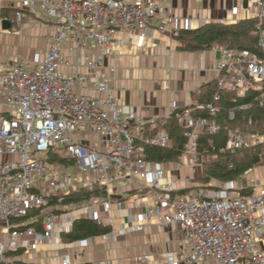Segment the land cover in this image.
Instances as JSON below:
<instances>
[{
  "label": "built area",
  "instance_id": "built-area-1",
  "mask_svg": "<svg viewBox=\"0 0 264 264\" xmlns=\"http://www.w3.org/2000/svg\"><path fill=\"white\" fill-rule=\"evenodd\" d=\"M32 6L56 23V34L45 53L0 73L5 107L0 114V158H9L0 160V264H28L23 255L60 242L77 220L105 225L93 210L98 201L72 212L58 211V206L83 190L98 189L105 197L103 209L110 212V200L122 181L140 183L152 198L149 205L132 202L130 214L140 206L148 220L159 226L176 224L185 235L188 252L169 254L154 264H264L259 247L264 239V184L255 178L245 188L229 181L181 193L187 188L177 187L165 163L146 154L147 146L171 148L169 133L153 120L137 118L134 107L122 104L111 88L116 69L105 60L119 56L127 44L117 39L118 33L136 29L146 40L153 25L171 20V12L152 0L23 1V7ZM250 9L248 19L257 21L255 34L264 52V0H254ZM2 18L0 12V22ZM189 24L194 29L193 21ZM69 44L84 58L86 72L62 70L68 65L64 51ZM216 53L213 100H190L166 119L178 120L187 140L183 155L194 162L200 138L222 130L217 118L225 110L224 95L230 96V128L224 145L212 150L236 154L264 147V131L254 123L257 107L264 117V57L223 46ZM85 88L97 95L75 92ZM52 155L68 162V168L51 164ZM259 159L263 165V155ZM60 170L63 176L56 179ZM122 230L140 232L143 226ZM61 264L72 263L65 257Z\"/></svg>",
  "mask_w": 264,
  "mask_h": 264
},
{
  "label": "crops",
  "instance_id": "crops-1",
  "mask_svg": "<svg viewBox=\"0 0 264 264\" xmlns=\"http://www.w3.org/2000/svg\"><path fill=\"white\" fill-rule=\"evenodd\" d=\"M24 0H0V73L11 66L30 62L36 53H45L56 34V23L48 19L38 7H23ZM44 0H35L41 3ZM171 12V20L159 22L147 31V39L136 29L120 32L117 39L127 40L119 56L108 58L105 64L113 66L116 74L110 79L115 97L124 105L134 107L135 115L143 121L153 120L164 127L174 109L185 107L190 100L209 85L215 84L213 67L217 59L216 47L208 50L185 51L180 47L178 34L207 23L234 24L248 19L254 0H152ZM247 1V7L244 2ZM20 13V20L17 17ZM11 23L5 29L2 22ZM62 67L66 73L86 72L84 58L69 44L64 51ZM78 94L97 95L89 88L75 89ZM5 107L0 98V114ZM135 131L138 132L136 129ZM147 133H145L146 135ZM9 160V158H0ZM178 188L189 187V177L182 180L184 169L164 162ZM191 174V173H190ZM188 174V176H190ZM249 176V175H248ZM250 178L244 177L241 188L255 179L264 184V166H258ZM124 183V186H121ZM118 185V187H117ZM116 185L111 198V211L103 209L98 201L93 210L111 231L76 241L48 242L36 252L23 255L28 264H61L68 257L72 264H154L164 262L169 254L188 252L185 235L176 224L159 226L144 215L142 203H151L149 189L135 181H122ZM132 202L138 208L129 210ZM121 204V206H119ZM143 226L140 232H123L122 227ZM264 249V239L259 243ZM148 257V261L144 260ZM177 264H185L178 262Z\"/></svg>",
  "mask_w": 264,
  "mask_h": 264
},
{
  "label": "trees",
  "instance_id": "trees-1",
  "mask_svg": "<svg viewBox=\"0 0 264 264\" xmlns=\"http://www.w3.org/2000/svg\"><path fill=\"white\" fill-rule=\"evenodd\" d=\"M256 23L257 22L254 19H245L234 24L207 23L199 28L180 32L178 34V40L181 49L185 51L208 50L223 46L249 50L257 56L264 57V52L259 48L258 38L255 34ZM216 93V86L211 84L198 95L196 102H211ZM228 97L230 96L224 95V98L226 99L221 104L225 110L222 115L217 118L218 123L222 125V130L215 137L204 135L199 141V154L201 153L205 156H211L214 159L211 163L206 165L204 170L203 179L206 181L215 179L223 182H235L238 179L243 178L245 173L251 168L260 165L259 155H263L264 157V147L248 151H239L236 154H221L218 151L212 150V147L219 148L224 145L227 138L228 129L230 128V121L226 119L227 107L229 105ZM255 111V126H258L261 131H264L263 112L258 109V107ZM197 115L203 117L207 116L205 112H199ZM178 123L177 119L171 117L164 127L158 126V128L167 130L173 141V145L171 148L147 146L146 154L149 160L164 163L171 162L174 159L183 156L187 140L184 136V130L180 128ZM254 128L259 129L257 127ZM151 133L153 132H150V134ZM60 162L66 163V161L62 159H60ZM209 186L211 185L209 184L199 187ZM199 187H189L181 191V193ZM101 196H104L101 190H83L70 198L63 199L61 205H73L78 202L90 201L92 197L98 199ZM51 204L57 205L58 202L53 201ZM34 215H39V212H36ZM110 231L111 228L109 226L99 224L94 220L80 219L75 222L71 233L64 235L63 239L66 241H76L92 236L104 235Z\"/></svg>",
  "mask_w": 264,
  "mask_h": 264
},
{
  "label": "rangeland",
  "instance_id": "rangeland-1",
  "mask_svg": "<svg viewBox=\"0 0 264 264\" xmlns=\"http://www.w3.org/2000/svg\"><path fill=\"white\" fill-rule=\"evenodd\" d=\"M257 22V21H256ZM225 125V124H224ZM53 157L50 158V162L51 164L56 162V163H59L58 165H55L58 166L60 169H67L68 168V165L66 163H62L60 162L59 159H57L59 156H54L52 155ZM214 159L211 157V156H205L204 154H199V158L194 162V161H191L188 157H186L185 155L183 156H180L176 159H174L173 161H171V164H173V166L175 167H179V166H190L192 168H195V170H186L184 169L183 172L181 173L180 177L182 180H186L187 177H189V187H199V186H205V185H213L215 187L217 186H221L223 185L224 183L226 182H223V181H218V180H215V179H211V180H204L203 179V173H204V170L206 168V165H208L209 163H211ZM188 165V166H187ZM258 166H264L263 165H257V166H254L253 168H251L248 172L245 173L244 177L247 178H250L252 176H250L251 174L254 173V170L258 167ZM55 170V169H54ZM64 171L60 170V173L58 175L55 176V178L59 179V178H62L63 176V173ZM72 173L74 174V171H72ZM191 173V174H190ZM188 174H190V176H188ZM249 175V176H248ZM241 178V179H238L237 181H235L236 183H242V180L244 179ZM121 186H124V183H121ZM118 187V185H117ZM249 190L245 191V193H248ZM105 199L104 196H101L100 198L96 199L94 197L91 198L90 201H86V202H78L76 204H73V205H68V206H64V205H59L58 206V211H63V212H72L71 210L74 209L75 207H80L82 205H90L92 204L94 201H103Z\"/></svg>",
  "mask_w": 264,
  "mask_h": 264
},
{
  "label": "water",
  "instance_id": "water-1",
  "mask_svg": "<svg viewBox=\"0 0 264 264\" xmlns=\"http://www.w3.org/2000/svg\"><path fill=\"white\" fill-rule=\"evenodd\" d=\"M244 6L247 7V1L244 2ZM2 25L5 29H9L11 27V23L7 20H4L2 22Z\"/></svg>",
  "mask_w": 264,
  "mask_h": 264
}]
</instances>
